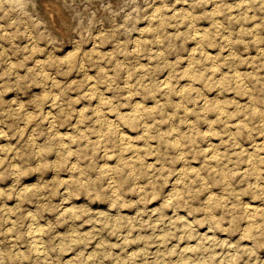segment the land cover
Masks as SVG:
<instances>
[{
  "label": "rangeland",
  "instance_id": "374dc122",
  "mask_svg": "<svg viewBox=\"0 0 264 264\" xmlns=\"http://www.w3.org/2000/svg\"><path fill=\"white\" fill-rule=\"evenodd\" d=\"M183 1H185L184 4ZM212 2L218 5L216 6ZM57 4L58 6H56ZM90 4L85 1L77 3L73 0H0V252L2 251L0 263L40 264L41 262L43 264H64L68 261L69 263L66 264H163L162 262L165 261L164 264H182L186 261L185 264H188V261H191L189 264H208L209 261L207 262V260L211 259L212 261L210 260L209 264H263L264 225L262 224L264 223L262 222L264 221H262V218L264 215L261 214L264 213V204L262 203L264 202V136L262 135L264 133V55H262V53L264 54V0L262 2L261 0H216V2L215 0H98L95 6ZM185 4L188 6L186 7ZM212 8L214 11H212ZM186 10L192 13L190 14L192 17L188 16ZM51 11L53 12L51 13ZM207 11L209 12L207 13ZM211 11L214 16L211 15ZM57 14L62 17L61 24L55 18ZM50 15L51 17H49ZM217 15H220V17H216ZM52 17L53 21L51 20ZM186 17L190 19H185ZM188 20L193 22L188 23ZM189 25H193L190 26L193 28L188 27ZM195 27L198 30L194 29ZM193 29L196 31L193 32ZM59 30H62L63 33ZM199 33V36L202 34L204 37L201 36L199 39L197 38L199 36L194 37ZM254 37L256 41H254ZM228 46L230 52L233 51L234 53L228 52ZM91 47L95 48H92V50ZM196 47L197 49H195ZM208 48L211 50L209 51ZM86 49L91 51L87 52ZM74 50L76 51L73 52ZM196 50H203V52H197ZM192 52L193 55H189ZM77 53L78 57L75 55ZM89 53L91 54L89 55ZM63 56L68 61L65 62ZM205 56L207 58H204ZM208 58L210 63L214 60L212 62L214 64L211 63L210 65ZM41 59H44L45 66H43ZM36 60L41 63L38 62L37 64ZM188 60L190 61L188 62ZM199 61L200 63H198ZM72 66L73 68H71ZM80 66L84 68L82 69ZM207 68L212 70H206ZM231 70L234 75L230 72ZM235 70H239V73L235 74L237 73ZM42 76L44 77L42 78ZM201 76L203 77L200 78ZM237 76L238 78H236ZM241 76L242 79L239 78ZM234 77L236 80H234ZM182 78L184 81H182ZM187 78L190 82L187 81ZM193 79L194 82H191ZM197 79L200 80L197 81ZM92 84L95 88L92 87ZM166 84L170 88L164 86ZM184 84L187 89L184 88L183 90L181 88L184 87ZM242 84L243 86H241ZM245 85L247 86L244 88ZM97 87L102 93L96 91L98 90ZM190 88H192L191 91ZM94 89L96 90L94 91ZM45 90H49V92ZM178 91H181L183 96ZM205 91H209L210 94L208 95L207 92L208 96L204 95V93L206 94ZM172 92L176 93L173 94ZM42 93H45V96L46 93L47 95L48 93L52 94L45 97ZM94 93L95 95H92ZM200 93L201 95H199ZM187 95H189V98L191 97V100L187 98ZM250 95L252 96L249 97ZM101 96L106 99H102ZM42 97L43 101L40 99ZM107 98H110L111 101ZM210 98H214V100ZM169 99L171 100L168 101ZM218 99H221V102ZM38 101L41 102L38 103ZM250 101L251 103L253 101L254 107L253 104L249 103ZM133 104L139 106L136 107L137 110L133 108L135 107ZM182 104H187V107L182 106ZM113 105H116V108ZM139 108L142 110L140 111ZM255 108L257 109L254 110ZM108 109L110 113H108ZM144 109L148 112L145 113ZM219 109L222 110L221 114H218ZM258 111H260L259 115L256 114ZM223 112L227 115V119ZM96 113H100L103 117ZM126 113L127 115H125ZM130 115L131 117H129ZM112 116L118 119L114 120ZM26 117L27 119H25ZM123 117L126 119H123ZM106 118L108 121H106ZM103 119L105 120L103 121ZM47 120L49 123L46 122ZM225 122L228 123L226 127L224 126ZM99 123L101 124L99 125ZM113 124L114 126H112ZM141 124H145L147 127ZM131 125L134 128L130 127ZM229 125H232L234 129ZM76 127L78 131L81 130L83 133L78 132ZM96 127L97 130H95ZM110 128L115 129L113 131ZM117 130L120 135H118ZM53 131L56 133H53ZM178 132H181L180 136ZM231 132L234 133L232 134L233 137L229 135ZM84 133L87 134L84 135ZM52 137L54 142H52ZM188 137L192 138L189 139ZM30 138L34 139L35 143ZM55 138L58 140L55 141ZM179 140L181 143L178 142ZM59 141L63 144L61 145ZM114 142H116V145ZM122 142L124 145H121ZM212 142H217V144L214 145L215 143ZM254 142L257 143V146L254 145ZM177 143L180 144L177 145ZM167 144L170 146L168 147ZM51 146H55L53 150ZM121 146L123 150L120 149ZM49 147L51 148L49 149ZM201 147L202 150L200 151ZM245 147L247 150L251 148L248 150L249 152L244 149ZM207 148L211 153L208 152ZM65 149L66 152H64ZM71 149L74 152H71ZM134 150L140 153L138 154ZM255 152H258V154ZM242 154L245 155L241 156ZM247 154H251L250 158ZM218 156L220 161L217 158ZM251 157H254L255 162ZM216 158L217 160L214 162ZM73 159L75 160L73 161ZM127 160L134 165V168ZM208 162H210V166ZM42 163H45L44 166ZM102 165L103 167H101ZM42 166L45 169H42ZM79 166L80 169H78ZM129 166H132V169ZM245 166H247V169ZM253 166H255L254 169ZM123 167L125 168L123 169ZM194 167L196 168V174L193 175L192 173H195L192 171ZM103 168L105 169L102 170ZM121 169L124 171L122 172L123 175ZM134 169L137 173L132 171ZM225 169L226 171H224ZM256 169L258 174L257 172L253 173ZM109 170L113 172H109ZM182 171L187 174L183 175ZM188 171L191 172V176H189ZM198 171L199 173H197ZM222 173L226 176L221 175ZM196 176L198 177L196 178ZM260 176L262 177L260 178ZM76 177L78 180H75ZM100 177L102 179H99ZM199 177L201 179H198ZM112 178L116 182L115 180L113 182ZM204 179L207 180V188L205 182H203ZM60 180H62L61 182L64 181V184ZM225 181H228L229 184ZM77 183L80 184L77 185ZM119 184L121 188L118 187ZM143 184L145 186H142ZM82 186L89 187L84 189ZM20 187L25 188H22V190ZM257 187H261V190ZM18 189H21L20 192ZM170 190L174 194L170 193ZM135 191L139 192L136 193ZM218 191L221 193L219 194ZM253 191H256V194ZM96 192L97 194H95ZM98 192L100 193L98 194ZM233 193L234 195H232ZM262 193L263 195H261ZM161 194L162 196H160ZM177 196H179V199H177ZM180 196L183 198H180ZM141 197L142 201H137L138 199L141 200ZM205 197H208V200ZM261 197L263 198L260 199ZM204 200L207 201L206 204ZM175 202L177 203L176 206L171 204ZM199 205H203L202 208ZM220 206H225V208ZM196 207H200L198 209L202 210L199 211ZM68 209L70 212L73 211L74 214L73 212L70 214ZM214 210L219 215L218 218ZM218 212L221 214H218ZM223 212L225 213L223 214ZM245 213L244 217L242 214ZM212 214L215 216L214 218ZM254 214L257 216L255 215V217ZM32 215L35 218L33 220ZM204 215L208 218L206 219ZM181 216L184 218V223ZM233 217L237 218V221ZM248 217L252 219L249 220ZM241 219L243 220L241 221ZM259 220L262 221L261 224ZM34 221L36 223H33ZM188 222L192 225L189 226ZM216 222L218 228L212 227ZM31 224L34 228H31ZM245 226L246 229L243 230ZM254 226L258 228L256 229ZM187 227L190 229L193 227L194 232ZM29 228H31V232ZM34 233L36 237L33 235ZM69 236H71V239ZM210 237L212 238L210 239ZM68 238L70 241L67 240ZM74 240L76 241L73 243ZM29 241L32 242V246ZM254 242L255 244H253ZM258 244L260 245L258 246ZM184 245L187 247H184ZM256 246L258 247L256 248ZM38 248H40L39 251ZM173 248L176 249L174 250L177 253L174 250L172 251ZM181 248L183 250L187 248L188 251L187 249L183 251ZM40 251L41 256L39 255ZM43 251L44 253L46 251V253L44 254ZM7 252H9L8 257ZM33 252L38 254L39 257L33 255ZM186 252L188 253L186 254ZM89 253L92 254L89 255ZM203 253L206 256L208 255V259ZM164 254L166 257L163 256ZM196 254L198 257L195 256ZM183 255L185 256L183 257ZM186 255L189 257L187 258ZM76 256L78 257L76 258ZM40 258L46 260L42 262L43 260L40 261ZM226 258L228 260L230 258L231 263ZM70 259L72 263H70ZM195 259L197 262H195ZM8 260L11 262H7ZM87 260L92 262H87Z\"/></svg>",
  "mask_w": 264,
  "mask_h": 264
},
{
  "label": "bare ground",
  "instance_id": "6f19581e",
  "mask_svg": "<svg viewBox=\"0 0 264 264\" xmlns=\"http://www.w3.org/2000/svg\"><path fill=\"white\" fill-rule=\"evenodd\" d=\"M73 1H75V0H73ZM82 1H85L86 3H89V4L91 3L90 5L93 4V5L95 6V4H96V2H97L98 0H79V1H77V3L82 2ZM40 2H43V1H40ZM75 2H76V1H75ZM215 2H216V0H215ZM255 2H256V1H255ZM258 2H259V1H258ZM261 2H262V0H261ZM182 3L184 4L185 1H183ZM187 3H188V2H187ZM212 3H214V2H212ZM82 4H83V3H82ZM214 4H215V3H214ZM52 5H53V4H52ZM54 5H55V4H54ZM180 5H181V4H180ZM185 5H186V4H185ZM215 5H216V4H215ZM217 5H218V4H217ZM217 5H216V6H217ZM44 6H46V5H44ZM56 6H58V4H57ZM187 6H188V5H186V7H187ZM212 6H213V5H212ZM49 8H50V6H49ZM174 8H175V7H174ZM215 8H216V7H215ZM50 9H51V8H50ZM52 10H53V9H52ZM172 10H173V9H172ZM175 10H177V9H175ZM181 10H182V9H181ZM187 10H188V9H187ZM187 10H186V11H187ZM207 10H208V9H207ZM53 11H54V10H53ZM53 11H51V13H52ZM57 11H58V10H57ZM59 11H60V10H59ZM179 11H180V10H179ZM209 11H210V10H209ZM209 11H207V13H208ZM212 11H214L213 8H212ZM212 11H211V13H212L211 15L214 16ZM39 12H40V11H39ZM46 12L48 13V10H47ZM61 12H62V11H61ZM187 12H188L187 14H189L188 16H191L190 14H192V13H190L189 11H187ZM174 13H175V12H174ZM179 13H180V12H179ZM185 13H186V12H185ZM214 13H215V12H214ZM156 14H157V13H156ZM156 14H155V15H156ZM158 14H159V13H158ZM172 14H173V13H172ZM204 14H206V13H204ZM216 14H217V13H216ZM51 15H52V14H51ZM51 15H50L49 17H51ZM54 15H55V13H54ZM152 15H153V14H152ZM152 15H151V16H152ZM159 15H160V14H159ZM157 16H158V15H157ZM161 16H163V15H161ZM173 16H174V14H173ZM212 16H211V17H212ZM53 17H55V16H53ZM53 17H52V19H51L52 21H53ZM170 17H171V16H170ZM178 17H179V16H178ZM182 17H183V16H182ZM191 17H192V16H191ZM193 17H194V16H193ZM216 17H220V15H219V16L217 15ZM55 18H57V20H59V23H60V21L62 20V17H61V15H59V14H57ZM63 18H64V16H63ZM155 18H156V17H155ZM162 18H163V17H162ZM175 18H176V17H175ZM187 18H188V17H186L185 19H187ZM67 19H68V18H67ZM150 19H151V18H150ZM157 19H158V18H157ZM157 19H156V20H157ZM159 19L161 20V18H159ZM188 19H190V18H188ZM219 19H220V18H219ZM219 19H218V23H219ZM193 20H194V18H193ZM181 21H182V20H181ZM183 21H184V20H183ZM188 21H189V20H188ZM214 21H215V19H214ZM191 22H193V21L190 20L188 23H191ZM252 22H253V21H252ZM57 23H58V21H57ZM162 23H163V22H162ZM162 23H161V24H162ZM216 23H217V22H216ZM218 23H217V24H218ZM60 24H61V23H60ZM144 24H145V23H144ZM193 24H194V23H193ZM211 24H212V22H211ZM211 24H209V25L212 26ZM213 24H214V23H213ZM250 24H251V23H250ZM54 25H55V24H54ZM55 26H56V25H55ZM61 26H62V25H61ZM61 26H59V27H61ZM190 26H193V25H189L188 27H190ZM194 26H195V25H194ZM210 26H209V27H210ZM55 28H57V27H55ZM190 28H193V27H190ZM190 28H189V29H190ZM62 29H63V28H62ZM194 29H196V27H195ZM194 29H193V32L196 31V30H198V28H197L196 30H194ZM155 30H156V29H155ZM239 30H240V29H239ZM239 30H237V31H239ZM59 31H62V30H59ZM201 31H202V30H201ZM201 31H200V32H201ZM155 32H156V31H155ZM157 32H158V31H157ZM157 32H156V33H157ZM204 32H205V31H204ZM62 33H63V31H62ZM201 33H202V32H201ZM191 34H192V33H191ZM196 34H197V32H196ZM203 34H204V33H203ZM251 34H252V33H251ZM194 35H195V34H194ZM199 35H200V33H199L198 35H195L194 37H197V36H199ZM253 35H254V34H253ZM201 36H203V35L201 34ZM201 36H199V37H197V38L199 39ZM94 37H95V36H94ZM191 37H193V36H191ZM203 37H204V36H203ZM254 38H255V37H254ZM192 39H193V38H192ZM194 39H195V38H194ZM226 39H228V38H226ZM101 40H102V39H101ZM194 41H195V40H194ZM194 41H193V42H194ZM254 41H256V38H255ZM93 42H95V41H93ZM197 42H198V41H197ZM75 44H76V43H75ZM77 44H79V43H77ZM80 44H81V43H80ZM135 44H136V43H135ZM199 44H200V43H199ZM92 45H95V44H92ZM137 45H138V44H137ZM196 45H197V44H196ZM196 45H194V46H196ZM228 45H230V44L228 43ZM155 46H156V45H155ZM197 46H199V45H197ZM76 47H77V46H76ZM79 47H81V46H79ZM199 47H201V46H199ZM92 48H93V47H91V49H92ZM94 48H95V47H94ZM94 48H93V49H94ZM203 48H204V47H203ZM216 48H217V47H216ZM218 48H219V47H218ZM228 48H229V46H228ZM228 48H226V49L228 50ZM32 49H33V47H32ZM93 49H92V50H93ZM195 49H197V47H196ZM195 49H194V50H195ZM198 49H199V48H198ZM208 49H209V48H208ZM76 50H78V49H76ZM76 50H74L73 52H75ZM86 50H87V49H86ZM161 50H162V49H161ZM199 50H200V49H199ZM199 50H198V51H199ZM204 50H205V48H204ZM210 50H211V49H209V51H210ZM220 50H221V49H220ZM220 50H219V51H220ZM71 51H72V50H71ZM88 51H89V49L87 50V52H88ZM90 51H91V50H90ZM90 51H89V52H90ZM97 51H98V49H97ZM191 51H193V50H191ZM196 51H197V50H196ZM198 51H197V52H198ZM213 51H214V50H213ZM216 51H217V50H216ZM84 52H85V51H84ZM187 52H188V51H187ZM199 52L202 53L203 50H201V51H199ZM228 52H229V53H232L233 51L230 52V48H229V51H228ZM255 52H256V51H255ZM101 53H102V52H101ZM164 53H165V52H164ZM190 53H191V52H190ZM208 53H209V52H208ZM229 53H228V54H229ZM233 53H234V52H233ZM83 54H84V53H83ZM90 54H91V53H89V55H90ZM94 54H95V52H94ZM96 54H97V53H96ZM215 54H216V53H215ZM215 54H214V55H215ZM226 54H227V53H226ZM69 55H70V53H69ZM72 55H73V54H72ZM75 55H77V57H78V53L75 54ZM75 55H74V56H75ZM79 55H81V54H79ZM86 55H87V54H86ZM189 55H193V52H192V54H189ZM198 55L200 56V54H198ZM202 55L204 56V53H203ZM234 55H235V54H234ZM260 55H261V54H260ZM262 55H264V54L262 53ZM39 56H40V55H39ZM47 56H49V55H47ZM65 56H66V55H65ZM65 56H63L64 59L66 58ZM92 56H93V55H92ZM99 56H100V53H99ZM99 56H98V57H99ZM194 56H195V54H194ZM203 56H201V57H203ZM229 56H231V55H229ZM63 57H62V59H63ZM77 57H76V58H77ZM215 57H216V56H215ZM226 57H227V56H226ZM226 57H225V58H226ZM249 57H250V56H249ZM263 57H264V56H263ZM263 57H262V58H263ZM35 58H36V57H35ZM38 58H39V57H38ZM46 58H47V57H46ZM72 58L74 59V57H72ZM79 58H80V56H79ZM189 58H190V57H189ZM189 58H188V59H189ZM191 58L195 59L194 57H191ZM204 58H207V57L205 56ZM33 59H34V58H33ZM39 59H40V58H39ZM47 59H48V58H47ZM59 59H60V58H59ZM62 59H60V60H62ZM66 59H67V58H66ZM66 59H65V62L68 61V60H66ZM68 59H69V58H68ZM73 59H71V60H73ZM96 59H99V58H96ZM215 59H216V58H215ZM232 59H233V58H232ZM263 59H264V58H263ZM41 60H42V59H41ZM71 60H70V61H71ZM190 60H192V59H190ZM190 60H188V62H189ZM201 60H202V59H201ZM205 60H206V59H205ZM210 60H212V59H210ZM230 60H231V59H230ZM251 60H252V59H251ZM36 61H37V60H36ZM70 61H69V62H70ZM74 61H75V59H74ZM203 61H204V60H203ZM208 61H209V58H208ZM249 61H250V60H249ZM38 62H40V61H37V64H38ZM41 62L43 63V62H44V59H43ZM41 62H40V63H41ZM45 62H46V61H45ZM69 62H68V65H69ZM78 62H79V61H78ZM193 62H195V61L193 60ZM196 62H197V61H196ZM212 62H214V60L211 61V63H212ZM48 63H49V62H48ZM181 63H182V62H181ZM198 63H200V61H199ZM202 63H203V62H202ZM206 63H207V62H206ZM209 63H210V61H209ZM211 63H210V65H211ZM226 63H227V62H226ZM35 64H36V63H35ZM37 64H36V65H37ZM43 64H44V63H43ZM66 64H67V63H66ZM70 64H71V63H70ZM75 64H76V63H75ZM75 64H73V65H75ZM212 64H214V63H212ZM216 64H217V62H216ZM216 64H215V65H216ZM261 64H262V63H261ZM45 65H46V64H44L43 66H45ZM191 65H192V62H191ZM203 65H204V64H203ZM38 66H39V65H38ZM38 66H37V67H38ZM70 66H71V65H70ZM185 66H186V65H185ZM185 66H184V67H185ZM188 66H189V65H188ZM207 66H208V65H207ZM212 66H213V65H212ZM216 66H217V65H216ZM235 66H236V65H235ZM235 66H234V67H235ZM77 67H78V66H77ZM80 67H81V66H80ZM80 67H79V68H80ZM189 67H193V66H189ZM232 67H233V66H232ZM39 68H41V67L39 66ZM42 68H43V67H42ZM71 68H73V66H72ZM81 68L83 69L84 67H81ZM100 68H101V66H100ZM214 68H215V67H214ZM236 68H237V67H236ZM77 69H78V68H77ZM185 69H186V67H185ZM216 69H217V68H216ZM39 70H40V69H39ZM44 70H45V69H44ZM99 70H101V69H99ZM206 70H209V71H210V70H212V69H210V68L208 69V68H207ZM80 71H83V70H80ZM186 71H187V70H186ZM196 71H197V70H196ZM235 71H237V73L234 72L235 74H238V73H239V72H238L239 70H235ZM193 72H194V71H193ZM205 72H206V71H205ZM213 72H214V71H213ZM220 72H222V71H220ZM230 72H232V75H234L232 70H231ZM185 73H186V72H185ZM185 73H184V75H185ZM187 73H189V72H187ZM44 74H45V73H44ZM82 74H83V73H82ZM194 74H195V73H194ZM222 74H223V73H222ZM222 74H221V75H222ZM224 74H225V73H224ZM53 75H54V74H53ZM86 75H87V74H86ZM187 75H188V74H187ZM191 75H192V72H191ZM202 75H203V74H202ZM204 75H206V74H204ZM211 75H212V74H211ZM221 75H220V76H221ZM239 75H240V74H239ZM239 75H238V76H239ZM214 76H215V74H214ZM218 76H219V75H218ZM235 76H236V75H235ZM238 76H237L236 78H238ZM43 77H44V76H42V78H43ZM46 77H48V75H46ZM167 77H168V76H167ZM167 77H165V78H167ZM182 77H183V76H182ZM186 77H187V76H186ZM186 77H185V78H186ZM188 77H189V76H188ZM197 77H198V76H197ZM202 77H203V76H201L200 78H202ZM50 78H51V77H50ZM85 78H86V77H85ZM165 78H164V79H165ZM189 78H190V77H189ZM193 78H194V75H193ZM208 78H209V77H208ZM234 78H235V77H234ZM236 78H235L234 80H236ZM239 78L242 79L243 77L241 76V77H239ZM39 79H40V78H39ZM45 79H46V78H45ZM88 79H90V78L88 77ZM170 79H171V78H170ZM182 79H183V78H182ZM222 79H223V77L221 78V80H222ZM241 79H239V80H241ZM254 79H255V78H254ZM41 80H42V79H41ZM56 80H57V79H56ZM92 80H93V79H92ZM198 80H200V79H197V81H198ZM221 80L219 79V81H221ZM44 81H45V80H44ZM50 81H51V80H50ZM50 81H49V82H50ZM90 81H91V80H90ZM160 81H161V80H160ZM162 81H163V80H162ZM162 81H161V82H162ZM182 81H184V79H183ZM187 81H189L188 78H187ZM242 81H243V80H242ZM45 82H46V81H45ZM45 82H43V83L45 84ZM51 82H52V81H51ZM92 82H94V81H92ZM125 82H126V81H125ZM163 82H164V81H163ZM167 82H168V81H167ZM189 82H190V81H189ZM191 82H194V79H193V81H191ZM200 82H201V81H200ZM202 82H203V81H202ZM40 83H41V82H40ZM43 83H42V84H43ZM54 83H55V81H54ZM94 83H96V82H94ZM127 83H128V82H127ZM164 83H165V82H164ZM214 83H215V82H214ZM223 83H224V82H223ZM245 83H246V81L244 82V84H245ZM49 84H50V83H49ZM207 84H208V83H207ZM212 84H213V83H212ZM218 84H219V82H218ZM87 85H88V84H87ZM90 85H91V84H90ZM90 85H89V86H90ZM92 85H93V84H92ZM160 85H161V84H160ZM160 85H159V86H160ZM186 85H187V83H186ZM239 85H240V84H239ZM54 86L56 87V85H54ZM54 86H53V88H54ZM150 86H151V85H150ZM164 86H166L167 88L169 87V85L167 86V84L164 85ZM182 86H183V85H182ZM204 86H205V85H204ZM210 86H211V85H210ZM210 86H209V87H210ZM241 86H243V84H242ZM246 86H247V85H245L244 88H245ZM42 87H43V86H42ZM92 87H94V85H93ZM161 87H162V86H161ZM187 87H188V85H187ZM40 88H41V87H40ZM43 88H44V87H43ZM51 88H52V87H51ZM94 88H95V87H94ZM97 88H98V87H97ZM157 88H158V87H157ZM157 88H154V89H157ZM163 88H164V87H163ZM167 88H166V89H167ZM169 88H170V87H169ZM180 88H181V87H180ZM184 88H186V87H185V84H184V87H182L181 89L184 90ZM220 88H221V86H220ZM241 88H242V87H241ZM91 89H92V88H91ZM154 89H153V90H154ZM158 89H159V88H158ZM161 89H162V88H161ZM186 89H187V88H186ZM191 89H192V88H190V91H191ZM250 89H251V86H250ZM42 90H43V89H42ZM95 90H96V89H94V91H95ZM132 90H133V89H132ZM147 90H148V89H147ZM151 90H152V89H151ZM163 90H164V89H163ZM174 90H175V89H174ZM197 90H198V88H197ZM197 90H196V91H197ZM200 90L202 91V89H200ZM200 90H199V92H201ZM211 90H215V89H211ZM211 90H210V91H211ZM243 90H244V89H243ZM246 90H248V88H246ZM45 91H46V90H45ZM47 91L49 92V90H47ZM47 91H46V92H47ZM50 91H51V90H50ZM56 91H57V90H56ZM56 91H54V92H56ZM94 91H93V92H94ZM96 91L101 92V91L99 90V88H98V90H96ZM145 91H146V90H145ZM148 91H149V90H148ZM166 91H167V90H166ZM166 91H165V92H166ZM186 91H187V90H186ZM263 91H264V88H263ZM130 92H131V91H130ZM178 92H179V91H178ZM205 92H206V91H205ZM207 92H208V95H209L210 92H209V91H207ZM207 92H206V94L203 92L204 95H207ZM249 92H250V91H249ZM91 93H92V92H91ZM96 93H97V92H96ZM101 93H102V92H101ZM144 93H145V92H144ZM151 93H152V91H151ZM166 93H167V92H166ZM172 93H173V92H172ZM172 93H171V95H172ZM174 93H176V92H174ZM174 93H173V94H174ZM179 93L181 94V91H180ZM217 93H218V92H217ZM217 93H216V94H217ZM246 93H247V95H248V92H247V91H246ZM42 94H43V93H42ZM50 94H52V93H50ZM50 94L48 93L49 96H50ZM54 94H55V93H54ZM153 94H154V93H153ZM186 94H187V92H186ZM188 94H189V91H188ZM48 95H47V93H46V96H45V93L43 94V96H45V97H48ZM57 95H58V93H57ZM92 95H95V93L92 94ZM97 95H98V94H97ZM97 95H96V96H97ZM102 95H103V94H102ZM171 95H170V96H171ZM177 95H178V93L176 94V96H177ZM181 95L183 96V94H181ZM181 95H180V96H181ZM199 95H201V93H200ZM208 95H207V96H208ZM212 95H213V94H212ZM54 96H55V95H54ZM54 96H53V97H54ZM168 96H169V95H168ZM173 96H174V95H173ZM182 96H181V97H182ZM187 96H188V97H187ZM187 96H186V97L189 98V95H187ZM213 96H215V95H213ZM213 96H212V97H213ZM251 96H252V95H250L249 97H251ZM99 97H100V96H99ZM103 97H105V96H103ZM202 97H203V96H202ZM204 97H205V96H204ZM249 97H248V98H249ZM50 98H51V97H50ZM57 98H58V97H57ZM96 98H97V97H96ZM101 98H102V96H101ZM170 98H171V97H170ZM182 98H183V97H182ZM208 98H209V97H208ZM214 98H215V97H214ZM214 98H213V99L210 98V99H211V100H214ZM219 98H220V97H219ZM40 99L42 100L43 97L40 98ZM102 99H106V98H102ZM107 99H109V100L111 101L110 98H107ZM127 99H128V98H127ZM131 99H132V97H131ZM165 99H166V98H165ZM189 99L191 100V97H190ZM259 99H260V98H259ZM43 100H44V99H43ZM43 100H42V101H43ZM46 100H47V99H46ZM48 100H49V98H48ZM60 100H61V99H60ZM95 100H96V99H95ZM99 100L101 101L100 98H99ZM134 100H135V99H134ZM134 100H133V101H134ZM170 100H171V99H169L168 101H170ZM180 100H181V99H180ZM182 100H183V99H182ZM186 100H188V99H186ZM206 100H208V99H206ZM220 100H221V99H220ZM220 100L218 99V101H220ZM253 100H254V97H253ZM256 100H257V99H256ZM49 101H50V100H49ZM54 101H55V100H54ZM54 101H53V102H54ZM56 101H57V100H56ZM56 101H55V102H56ZM100 101H99V102H100ZM102 101H103V100H102ZM128 101H129V100H128ZM130 101H131V100H130ZM130 101H129V102H130ZM135 101H136V100H135ZM166 101H167V100H166ZM192 101H193V100H192ZM203 101H204V99H203ZM216 101H217V100L215 99V102H216ZM258 101H259V100H258ZM40 102H41V101H38V103H40ZM57 102H58V101H57ZM103 102H105V101H103ZM173 102H174V101H173ZM175 102H176V101H175ZM182 102H183V101H182ZM182 102H181V103H182ZM206 102H207V101H206ZM211 102H212V101H211ZM220 102H221V101H220ZM220 102H219V103H220ZM245 102H246V101H245ZM43 103L45 104V102H43ZM51 103H52V102H51ZM90 103H91V102H90ZM95 103H96V102H95ZM100 103H102V102H100ZM111 103H112V102H111ZM113 103H114V102H113ZM135 103L137 104V102H135ZM139 103H140V102H139ZM139 103H138V104H139ZM198 103H199V102H198ZM200 103H201V102H200ZM204 103H205V102H204ZM249 103H251V101H250ZM41 104H42V103H41ZM52 104H53V103H52ZM57 104H58V103H57ZM57 104H56V105H57ZM103 104H104V103H103ZM130 104H132V103H130ZM162 104H163V103H162ZM167 104H168V103H167ZM167 104H166V105H167ZM169 104H170V103H169ZM176 104H178V103H176ZM217 104H218V102H217ZM217 104H216V105H217ZM251 104H253V101H252ZM38 105H39V104H38ZM45 105H46V104H45ZM50 105H51V104H50ZM95 105H96V104H95ZM99 105H100V104H99ZM99 105H98V106H99ZM107 105H109V104H107ZM133 105H134V104H133ZM164 105H165V104H164ZM186 105H187V104H186ZM186 105H185V104H184V105L182 104V106H186ZM214 105H215V104H214ZM220 105H221V103H220ZM220 105H218V107H220ZM255 105H256V103H255ZM41 106H42V105H41ZM43 106H44V105H43ZM100 106H101V105H100ZM113 106H114V105H113ZM115 106H116V105H115ZM115 106H114V107H115ZM134 106H135V107H133V108H135V109L137 110L136 107H137L138 105H137V106L134 105ZM168 106H170V105H168ZM174 106H175V104H174ZM200 106H202V105H200ZM205 106H206V105H205ZM77 107H78V106H77ZM94 107H95V106H94ZM138 107H139V106H138ZM140 107H141V106H140ZM176 107H178V106H176ZM176 107H175V108H176ZM186 107H187V106H186ZM214 107H217V106H214ZM214 107H213V108H214ZM253 107H254V104H253ZM256 107H257V106H256ZM23 108H24V107H23ZM44 108H45V106H44ZM47 108H48V107H47ZM51 108H53V107H51ZM95 108H98V107H95ZM106 108H107V106H106ZM115 108H116V107H115ZM117 108H118V107H117ZM127 108H128V107H127ZM181 108H182V107H181ZM221 108H222V106H221ZM223 108H224V107H223ZM81 109H82V108H81ZM100 109H101V108H100ZM113 109H114V108H113ZM185 109H188V108H185ZM202 109H203V108H202ZM202 109H201V110H202ZM209 109H210V108H209ZM211 109H212V108H211ZM256 109H257V108H255L254 110H256ZM51 110H52V109H51ZM79 110H80V109H79ZM92 110H93V109H92ZM101 110H102V109H101ZM101 110H100V111H101ZM111 110H112V109H111ZM111 110H110V111H111ZM115 110H116V109H115ZM133 110H134V109H133ZM136 110H134V111L136 112ZM139 110H140V108H139ZM141 110H142V109H141ZM141 110H140V111H141ZM144 110H145V109H144ZM182 110H183V109H182ZM204 110H205V109H204ZM212 110H213V109H212ZM219 110H220V109H219ZM219 110H218V111H219ZM263 110H264V109H263ZM97 111H98V109H97ZM107 111H108V113H110V112H109V109H108ZM107 111H106V112H107ZM127 111H128V110H127ZM145 111H146V110H145ZM213 111H214V110H213ZM221 111H222V110H220V111L218 112V114H219ZM98 112H99V111H98ZM102 112H104V111H102ZM120 112H122V111H120ZM131 112H132V111H131ZM147 112H148V111H146L145 113H147ZM149 112H150V111H149ZM255 112H256V111H255ZM259 112H260V111H258V113H256V114L259 115V114H260ZM48 113H49V112H48ZM93 113H94V112H93ZM115 113H116V112H115ZM127 113H128V112H127ZM127 113H126L125 115H127ZM223 113H224V112H223ZM253 113H254V112H253ZM26 114H27V113H26ZM76 114H77V113H76ZM96 114H97V113H96ZM98 114L101 115L100 113H98ZM98 114H97V115H98ZM121 114H123V113H121ZM121 114H120V115H121ZM129 114H130V112H129ZM131 114H132V113H131ZM220 114H221V113H220ZM224 114H225V113H224ZM239 114L241 115L242 113H239ZM261 114H262V113H261ZM79 115H80V111H79ZM92 115H93V114H92ZM97 115H96V116H97ZM107 115H108V114H107ZM113 115H114V114H113ZM117 115H119V114H117ZM225 115H226V114H225ZM240 115H239V116H240ZM101 116H102V115H101ZM104 116H105V115H104ZM123 116H124V114H123ZM135 116H136V115H135ZM135 116H134V118H135ZM137 116H139V115H137ZM140 116H141V115H140ZM221 116H222V115H221ZM223 116H224V115H223ZM223 116H222V117H223ZM241 116H244V115L242 114ZM241 116H240V117H241ZM48 117H49V116H48ZM78 117H80V116H78ZM93 117H94V116H93ZM93 117H92V118H93ZM102 117H103V116H102ZM110 117H111V116H110ZM112 117H113V116H112ZM129 117H131V115H130ZM225 117H226V119H227V115H226ZM81 118H82V117H81ZM94 118H95V117H94ZM98 118H99V116H98ZM108 118H109V117H108ZM113 118H114V117H113ZM120 118H121V116H120ZM139 118H140V117H139ZM241 118H242V117H241ZM25 119H27V117H26ZM29 119H30V118H29ZM75 119H76V118H75ZM82 119H83V118H82ZM96 119H97V118H96ZM99 119H100V118H99ZM117 119H118V118H117ZM117 119L114 118V120H117ZM123 119H126V118L123 117ZM123 119H122V121H123ZM128 119H130V118H128ZM223 119H224V118H223ZM30 120H31V119H30ZM30 120H29V121H30ZM49 120H50V119H49ZM101 120H102V119H101ZM104 120H105V119H103V121H104ZM119 120H120V119H119ZM133 120H134V119H133ZM143 120H145V119L143 118ZM224 120H225V119H224ZM242 120H244V119H242ZM261 120H262V118H261ZM263 120H264V119H263ZM26 121H28V120H26ZM75 121H76V120H75ZM99 121H100V120H99ZM106 121H108L107 118H106ZM126 121H127V120H126ZM137 121H138V119H137ZM248 121H249V120H248ZM248 121H247V122H248ZM30 122H31V121H30ZM30 122H29V124H30ZM46 122H48V120H47ZM53 122H54V121H53ZM100 122H101V121H100ZM113 122H114V121H113ZM113 122H112V123H113ZM133 122H134V121H133ZM143 122H144V121H143ZM227 122H228V121H227ZM227 122H225V123H226V124L224 125L225 127H226V125H228ZM229 122H230V120H229ZM234 122H235V121H234ZM234 122H233V123H234ZM261 122H262V121H261ZM27 123H28V122H27ZM48 123H49V122H48ZM97 123H98V121H97ZM112 123H111V124H112ZM124 123H125V121H124ZM137 123H139V122H137ZM145 123H146V122H145ZM25 124H26V123H25ZM29 124H28V125H29ZM100 124H101V123H99V125H100ZM107 124H108V122H107ZM107 124H105V125H107ZM119 124H120V123H119ZM126 124H127V123H126ZM128 124H129V122H128ZM133 124H134V123H133ZM133 124H132V125H133ZM135 124H136V123H135ZM135 124H134V125H135ZM139 124H140V123H139ZM223 124H224V123H223ZM235 124H236V122H235ZM238 124H239V123H238ZM28 125H26V126L28 127ZM115 125H116V124H115ZM132 125H131L130 127H133ZM141 125L144 126L145 124H141ZM239 125H240V124H239ZM26 126H25V127H26ZM29 126H30V125H29ZM48 126H49V125H48ZM48 126H47V127H48ZM54 126H56V125L54 124ZM77 126H78V125H77ZM112 126H114V124H113ZM137 126H138V125H137ZM145 126H146V125H145ZM168 126H169V125H168ZM229 126L232 127V125H229ZM229 126H227V127H229ZM241 126H242V125H241ZM243 126H244V125H243ZM245 126H246V125H245ZM260 126H261V123H260ZM263 126H264V125H263ZM50 127H51V126H50ZM74 127H75V126H74ZM94 127H95V126H94ZM107 127H109V126H107ZM141 127H142V126H141ZM146 127H147V126H146ZM234 127H235V126H234ZM237 127L240 128L239 126H237ZM28 128H29V127H28ZM54 128H55V127H54ZM54 128H53V129H54ZM76 128H77V127H76ZM98 128H100V127H98ZM133 128H134V127H133ZM137 128H138V127H137ZM144 128H145V127H144ZM171 128H173V127H171ZM229 128H230V127H229ZM232 128H233V127H232ZM81 129H82V128H81ZM110 129H112V128H110ZM110 129H108V130H110ZM113 129H115V128H113ZM113 129H112V130H113ZM142 129H143V127H142ZM148 129H149V128H148ZM233 129H234V128H233ZM263 129H264V128H263ZM79 130H80V129H79ZM93 130H94V129H93ZM95 130H97V127H96ZM101 130H102V127H101ZM143 130H144V129H143ZM145 130H146V129H145ZM170 130H171V129H170ZM173 130H174V129H173ZM77 131H78V128H77ZM80 131H81V130H80ZM80 131H78V132H80ZM113 131H114V130H113ZM140 131H141V130H140ZM175 131H176V129H175ZM197 131H198V130H197ZM200 131H201V130H200ZM223 131H224V130H223ZM239 131H240V130H239ZM26 132H27V131H26ZM50 132H51V129H50ZM81 132H82V131H81ZM84 132H85V131H84ZM117 132H118V130H117ZM171 132H172V131H171ZM176 132H177V131H176ZM229 132H230V131H229ZM22 133H23V131H22ZM30 133H31V132H30ZM30 133H28V134H30ZM53 133H56V132L53 131ZM82 133H83V132H82ZM97 133H98V132H97ZM107 133H109V132H107ZM112 133H113V132H112ZM119 133H120V132H118V135H120ZM126 133H127V132H126ZM141 133H142V132H141ZM180 133H181V132H180ZM180 133L178 132V135H179ZM200 133H201V132H200ZM237 133H240V132H237ZM28 134H27V135H28ZM49 134H50V133H49ZM60 134H61V133H60ZM77 134H78V133H77ZM80 134H81V133H80ZM85 134H87V133H84V135H85ZM100 134H102V133L100 132ZM128 134H130V133H128ZM128 134H127V135H128ZM159 134H160V133H159ZM164 134H165V133H164ZM174 134H175V132H174ZM196 134H197V133H196ZM232 134H234V133L231 132L229 135H230L231 137H233ZM78 135H79V134H78ZM97 135H98V134H97ZM141 135H143V134H141ZM165 135H166V134H165ZM178 135H177V136H178ZM192 135H193V134H192ZM199 135H201V134H199ZM203 135H204V134H203ZM205 135H206V133H205ZM262 135L264 136V133H263ZM28 136H29V135H28ZM51 136H52V135H51ZM114 136H115V135H114ZM167 136H169V135H167ZM179 136H180V135H179ZM182 136H184V135L182 134ZM186 136H188V135H186ZM206 136H207V135H206ZM206 136H205V137H206ZM218 136H219V135H218ZM225 136H227V135H225ZM79 137H80V136H79ZM82 137H83V136H82ZM95 137H96V136H95ZM115 137H116V136H115ZM121 137H123V136H121ZM121 137H120V138H121ZM143 137H144V136H143ZM172 137H173V136H172ZM193 137H194V136H193ZM198 137H199V136H198ZM202 137H203V136H202ZM220 137H221V136H220ZM231 137H230V139H231ZM27 138H28V137H27ZM65 138H66V137H65ZM69 138H70V137H69ZM113 138H114V137H113ZM127 138H128V137H127ZM144 138H145V137H144ZM167 138H168V137H167ZM184 138H185V137H184ZM188 138L190 139V138H192V137H188ZM188 138H187V139H188ZM195 138H196V137H195ZM199 138H200V137H199ZM209 138H210V136H209ZM223 138H224V137H223ZM239 138H240V137H239ZM252 138H253V137H252ZM262 138H263V137H262ZM30 139L32 140V138H30ZM52 139H53L52 142H54V138H53V137H52ZM97 139H98V138H97ZM130 139H131V138H130ZM174 139H175V138H174ZM213 139H214V137H213ZM213 139H212V140H213ZM218 139H219V138H218ZM232 139H233V138H232ZM263 139H264V138H263ZM33 140H34V139H33ZM33 140H32V141H33ZM57 140H58V139L55 138V141H57ZM113 140H114V139H113ZM115 140H116V139H115ZM117 140H118V137H117ZM125 140H126V139H125ZM157 140H158V139H157ZM163 140H164V139H163ZM168 140H170V139H168ZM172 140H173V139H172ZM177 140H178V139H177ZM183 140H184V139H183ZM191 140L193 141V139H191ZM194 140H196V139H194ZM221 140H222V138H221ZM223 140H224V139H223ZM251 140H252V139H251ZM66 141H67V140H66ZM120 141H121V140H120ZM131 141H132V140H131ZM135 141H136V140H135ZM161 141H162V140H161ZM161 141H160V142H161ZM170 141H171V140H170ZM173 141H174V140H173ZM203 141H205V140H203ZM234 141H236V140L234 139ZM237 141H238V140H237ZM253 141H254V140H253ZM29 142H30V140H29ZM33 142H34V141H33ZM137 142H138V141H137ZM162 142H163V141H162ZM168 142H169V141H168ZM174 142H175V141H174ZM178 142H180V140H179ZM189 142H190V141H189ZM210 142H211V141H210ZM221 142H222V141H221ZM262 142H263V141H262ZM262 142H260V143H262ZM34 143H35V142H34ZM59 143H60V141H59ZM115 143H116V142H114V144H115ZM135 143H136V142H135ZM165 143H166V142H165ZM169 143H171V142H169ZM175 143H176V142H175ZM180 143H181V142H180ZM180 143H177V145H179ZM193 143H194V142H193ZM199 143H200V142H199ZM207 143H208V141H207ZM212 143H213V142H212ZM214 143H215V142H214ZM214 143H213V144H214ZM53 144H54V143H53ZM53 144H52V145H53ZM60 144H61V143H60ZM62 144H63V142H62ZM62 144H61V145H62ZM127 144H128V143H127ZM196 144H197V143H196ZM196 144H195V145H196ZM202 144H203V143H202ZM204 144H205V142H204ZM208 144H209V143H208ZM210 144H211V143H210ZM213 144H212V146H213ZM216 144H217V142H216L214 145H216ZM256 144H257V143H256ZM256 144H255V142H254V145H256ZM57 145H58V144H57ZM69 145H70V144H69ZM115 145H116V144H115ZM121 145H124V143L122 142ZM135 145H136V144H135ZM172 145H173V144H172ZM183 145H184V144H183ZM30 146H31V145H30ZM47 146H48V145H47ZM58 146H59V145H58ZM58 146H57V147H58ZM70 146H71V145H70ZM125 146H126V145H125ZM129 146H132V145H129ZM167 146H168V144H167ZM169 146H170V145H169ZM169 146H168V147H169ZM210 146H211V145H210ZM256 146H257V145H256ZM256 146H255V147H256ZM263 146H264V144H263ZM35 147H36V146H35ZM51 147H52V146H51ZM51 147H49V149H50ZM53 147H55V146H53ZM53 147H52V150H53ZM63 147H65V146H63ZM67 147H68V146H67ZM118 147H119V146H118ZM173 147H174V146H173ZM173 147H172V148H173ZM175 147H176V144H175ZM180 147H181V146H180ZM208 147H209V145H208ZM41 148H43V147H41ZM47 148H48V147H47ZM65 148H66V147H65ZM70 148H71V147H70ZM121 148H122V146L120 147V149H121ZM127 148H128V147H127ZM132 148H133V147H132ZM132 148H131V149H132ZM166 148H167V147H166ZM181 148H182V147H181ZM199 148H200V147H199ZM38 149H39V148H38ZM54 149H55V148H54ZM137 149H138V148H137V146H136V150H137ZM170 149H171V148H170ZM207 149H208V148H207ZM207 149H204V150H207ZM217 149H218V148H217ZM244 149H246V147H245ZM249 149H251V148H249ZM249 149H248V150H249ZM253 149H254V148H253ZM258 149H259V148H258ZM36 150H37V149H36ZM42 150H43V149H42ZM60 150H62V149H60ZM63 150H64V149H63ZM71 150H72V149H71ZM122 150H123V148H122ZM136 150H134V151H136ZM178 150H179V148H178ZM183 150H184V149H183ZM183 150H182V151H183ZM201 150H202V147H201L200 151H201ZM211 150H212V149H211ZM236 150H237V149H236ZM246 150H247V149H246ZM246 150H245V151H246ZM248 150H247V151H248ZM32 151H33V150H32ZM34 151H35V150H34ZM39 151H40V150H39ZM49 151H50V150H49ZM120 151H121V150H120ZM127 151H129V150H127ZM138 151H139V150H138ZM197 151H199V150H197ZM243 151H244V150H243ZM43 152H45V151H43ZM56 152H57V151H56ZM58 152H59V149H58ZM61 152H63V151H61ZM64 152H66V149H65ZM71 152H74V151L72 150ZM130 152H131V151H130ZM180 152H181V151H180ZM208 152L211 153V152L209 151V149H208ZM208 152H206V153H208ZM216 152H217V150H216ZM237 152H238V151H237ZM237 152H236V153H237ZM241 152H242V151H241ZM248 152H249V151H248ZM253 152H254V151H253ZM258 152H259V151H258ZM258 152H255V153L258 154ZM36 153H38V152H36ZM136 153L139 154L140 152H137V151H136ZM171 153H173V152H171ZM171 153H170V154H171ZM174 153H175V152H174ZM178 153H179V152H178ZM209 153H208V154H209ZM212 153H213V152H212ZM214 153H215V152H214ZM217 153H218V152H217ZM221 153H222V152H221ZM251 153H252V152H251ZM38 154H39V153H38ZM40 154H41V152H40ZM42 154H43V153H42ZM128 154H129V153H128ZM130 154H131V153H130ZM134 154H135V152H134ZM176 154H177V152H176ZM181 154H182V153H181ZM203 154H204V152H203ZM67 155H68V154H67ZM72 155H74V154L72 153ZM105 155H106V154H105ZM182 155H183V154H182ZM213 155H214V154H213ZM215 155H218V154H215ZM243 155H245V154H242L241 156H243ZM247 155H248V154H247ZM250 155H251V154H250ZM250 155H248V157H249ZM254 155H255V154H254ZM39 156H40V155H39ZM69 156H70V155H69ZM76 156H77V155H76ZM106 156H107V155H106ZM106 156H105V158H107ZM126 156H127V155H126ZM130 156H131V155H130ZM130 156H129V157H130ZM241 156H240V157H241ZM256 156H257V155H256ZM256 156H255V157H256ZM37 157H38V156H37ZM40 157H41V156H40ZM137 157H138V156H137ZM180 157H181V156H180ZM182 157H183V156H182ZM200 157H201V155H200ZM212 157H214V156H212ZM116 158H117V157H116ZM173 158H174V157H173ZM183 158H184V157H183ZM183 158H182V159H183ZM205 158H206V157H205ZM217 158H219V156H218ZM217 158L214 159V160H215L214 162H216ZM249 158H250V157H249ZM251 158H252V157H251ZM253 158H254V157H253ZM253 158H252V160H253ZM259 158H260V157H259ZM40 159H41V158H40ZM114 159H115V157H114ZM118 159H119V158H118ZM118 159H117V160H118ZM125 159H126V158H125ZM177 159H178V157H177ZM200 159H201V158H200ZM202 159H203V158H202ZM240 159H241V158H240ZM257 159H258V158H257ZM74 160H75V159H73V161H74ZM101 160H102V158H101ZM107 160H108V158H107ZM183 160H184V159H183ZM183 160H182V161H183ZM207 160H209V159H207ZM248 160H250V159H248ZM76 161H77V160H76ZM131 161H132V160H131ZM133 161H134V160H133ZM180 161H181V160H180ZM204 161H206V160H204ZM219 161H220V158H219ZM246 161H247V160H246ZM257 161H259V160H257ZM100 162H101V161H100ZM127 162H128V160H127ZM185 162H186V161H185ZM199 162H200V161H199ZM253 162H255V161L253 160ZM253 162H252V163H253ZM39 163H40V162H39ZM45 163H46V162H45ZM45 163H42L43 166H44ZM107 163H108V162H107ZM128 163H129V162H128ZM187 163H188V162H187ZM209 163H210V162H208V165H209ZM211 163H212V162H211ZM72 164H73V163H72ZM104 164H106V163H104ZM115 164H116V163H115ZM123 164H124V163H123ZM129 164H131V162H130ZM134 164H135V163H134ZM182 164H183V162H182ZM216 164H217V163H216ZM216 164H215V165H216ZM221 164H222V163H221ZM221 164H218V165H221ZM243 164H244V163H243ZM248 164H249V163H248ZM256 164H258V163H256ZM73 165H74V164H73ZM78 165H79V163H78ZM78 165H76V166L78 167ZM118 165H121V164H118ZM118 165H117V166H118ZM131 165H132L133 167H132V166H129V167H130V168H131V167L134 168V165H133V164H131ZM190 165H191V164H190ZM203 165H204V164H203ZM206 165H207V164H206ZM206 165H205V166H206ZM212 165H213V164H212ZM224 165H225V163L223 164V166H224ZM258 165H259V164H258ZM43 166H42V167H43ZM71 166H72V165H71ZM178 166H179V165H178ZM180 166H181V165H180ZM200 166H201V165H200ZM209 166H210V165H209ZM213 166H214V165H213ZM248 166H249V165H248ZM251 166H252V164H251ZM38 167H39V166H38ZM48 167H49V166H48ZM72 167H73V166H72ZM101 167H103V165H102ZM106 167H110V166H106ZM125 167H126V166H125ZM125 167H123V169H124ZM183 167H184V166H183ZM185 167H186V166H185ZM192 167H193V166H192ZM202 167H203V166H202ZM211 167H212V166H211ZM211 167H209V168H211ZM214 167H215V166H214ZM254 167H255V166H253V169H254ZM51 168H52V167H51ZM81 168H82V167H81ZM112 168H113V166H112ZM112 168H110V169H112ZM119 168H120V167H119ZM132 168H131V169H132ZM199 168H201V167H199ZM216 168H217V167H216ZM223 168H224V167H223ZM245 168L247 169V166H245ZM42 169H45V168L43 167ZM76 169H77V168H76ZM78 169H80V166H79ZM104 169H105V168H103L102 170H104ZM116 169H117V168H116ZM127 169H128V168H127ZM131 169H130V170H131ZM181 169H182V168H181ZM195 169H196V168L194 167V170L192 169V171L195 172ZM207 169H208V168H207ZM226 169H227V168H226ZM226 169H225L224 171H226ZM242 169H243V168H242ZM53 170H54V169H53ZM71 170H72V168H71ZM73 170H74V168H73ZM112 170L115 171L114 169H112ZM112 170H111V171H112ZM121 170H122V169H121ZM128 170H129V169H128ZM134 170H135V169H134ZM134 170H132V171L135 172V173H137L136 170H135V171H134ZM184 170H185V169H184ZM198 170H199V169H198ZM211 170H212V169H211ZM217 170H218V169H217ZM217 170H216V172H217ZM244 170H245V169H244ZM244 170H242V171H244ZM248 170H249V169H248ZM99 171H100V170H99ZM111 171L109 170V172H111ZM113 171H112V172H113ZM116 171H118V170H116ZM178 171H179V170H178ZM186 171H187V170H186ZM196 171H197V170H196ZM214 171H215V169H214ZM261 171H262V170H261ZM72 172H74V171H72ZM82 172H83V170H82ZM122 172H124V171L122 170V171H121V174H122ZM133 172H131V173L133 174ZM210 172H213V171H210ZM255 172H257V169H256V171L254 170L253 173H255ZM101 173H102V172H101ZM104 173H105V172H104ZM116 173H117V172H116ZM116 173H115V174H116ZM179 173H180V172H179ZM179 173H177V174H178V175H181V174H179ZM181 173H183V175H184V174H187L186 172L184 173L183 171H182ZM188 173H189V176H191V172L188 171ZM197 173H199V171H198ZM200 173H201V172H200ZM204 173H205V172H204ZM224 173H225V172H224ZM70 174H71V173H70ZM70 174H69V176H70ZM99 174H100V173H99ZM110 174H111V173H110ZM115 174H114V176H115ZM123 174H124V173H123ZM123 174H122V175H123ZM177 174H176V175H177ZM192 174L194 175V174H196V172H195V173H192ZM205 174H206V173H205ZM208 174H209V173H208ZM216 174H217V173H216ZM218 174H219V173H218ZM242 174H244V173H242ZM250 174H251V173H250ZM257 174H258V172H257ZM260 174H262V173H260ZM72 175H73V174H72ZM72 175H71V176H72ZM111 175H112V174H111ZM129 175H130V172H129ZM135 175H136V174H135ZM137 175H138V174H137ZM137 175H136V176H137ZM176 175H175V178H176ZM178 175H177V176H178ZM198 175H200V174H198ZM203 175H204V174H203ZM219 175H220V174H219ZM221 175L224 176L225 174L222 173ZM252 175H255V174H252ZM75 176H77V175H75ZM81 176H83V175L81 174ZM118 176H119V175H118ZM120 176H121V175H120ZM127 176H128V175H127ZM132 176H133V175H132ZM187 176H188V175H187ZM214 176H215V175H214ZM223 176H222V177H223ZM225 176H226V175H225ZM242 176H243V175H242ZM244 176H245V174H244ZM255 176H256V175H255ZM98 177H99V175H98ZM129 177H130V176H129ZM181 177H183V176L181 175ZM185 177H186V176H185ZM197 177H198V176H196V178H197ZM204 177H205V176H204ZM216 177H217V175H216ZM227 177H228V176H227ZM227 177H226V178H227ZM257 177H258V176H257ZM261 177H262V176H260V178H261ZM107 178H108V177H107ZM132 178H133V177H132ZM134 178H135V177H134ZM187 178H188V177H187ZM189 178H191V177H189ZM194 178H195V177H194ZM249 178H250V177H249ZM253 178H255V177H253ZM253 178H252V179H253ZM72 179H73V178H72ZM72 179H71V180H72ZM80 179H81V178H80ZM83 179H85V178H83ZM99 179H102V177H100ZM99 179H98V180H99ZM105 179H106V178H105ZM112 179H113V182H114L115 179H114V178H112ZM116 179H117V176H116ZM118 179H120V178H118ZM181 179H182V178H181ZM181 179H179V180H181ZM198 179H201V178L199 177ZM223 179H224V178H223ZM256 179H257V178H256ZM58 180H59V179H58ZM75 180H78V178L76 177ZM121 180H122V179H121ZM184 180H185V179H184ZM186 180H187V179H186ZM190 180H191V179H190ZM190 180H189V181H190ZM192 180H193V179H192ZM204 180H205V179H204ZM213 180H214V179H213ZM221 180H222V179H221ZM221 180H220V181H221ZM225 180H227V179H225ZM249 180H250V179H249ZM258 180H259V179H258ZM61 181H62V180H60V182H61ZM64 181L66 182L65 179H64ZM64 181H63V182H64ZM73 181H74V180H73ZM73 181H72V182H73ZM84 181H86V180H84ZM177 181H178V180H177ZM189 181H188V182H189ZM206 181H207V180H205V181H203V182H205V187L207 188V186H206V184H207ZM211 181H212V180H211ZM214 181H215V180H214ZM217 181H218V180H217ZM220 181H219V183L222 182V181H221V182H220ZM260 181H261V180H260ZM260 181H259V182H260ZM63 182H61V183H63ZM68 182H69V180H68ZM68 182H67V183H68ZM75 182H76V181H75ZM92 182H93V180H92ZM115 182H116V180H115ZM175 182H176V179H175ZM181 182H182V181H181ZM199 182H200V181H199ZM208 182L212 184V182H210V181H208ZM225 182H226V181H225ZM225 182H224V183H225ZM227 182H228V181H227ZM227 182H226V183H227ZM229 182H230V181H229ZM81 183H82V179H81ZM96 183H98V182H96ZM117 183H118V181H117ZM121 183H122V182H121ZM121 183H120V184H121ZM138 183H139V182H138ZM173 183H174V182H173ZM253 183H254V181H253ZM260 183H261V182H260ZM260 183H258V184H260ZM63 184H64V183H63ZM79 184H80V183H77V185H79ZM84 184H85V183H84ZM120 184H119V186H118L119 188H121V185H120ZM174 184H177V183H174ZM174 184H173V186H174ZM184 184L186 185L185 182H184ZM184 184H182V185H184ZM211 184H210V185H211ZM214 184H215V182H214ZM227 184H229V183H227ZM261 184H262V183H261ZM261 184H260V185H261ZM24 185H26V184H24ZM24 185H23V186H24ZM99 185H100V184H99ZM171 185H172V184H171ZM180 185H181V184H180ZM185 185H184V187H186ZM203 185H204V184H203ZM203 185H202V186H203ZM217 185H218V184H217ZM231 185H232V184H231ZM231 185H230V187H231ZM253 185H255V184H253ZM65 186H67V185H65ZM84 186H85V185H84ZM84 186H82V187H84ZM90 186H91V185H90ZM96 186H97V185H96ZM112 186H114V185L112 184ZM142 186H145V185L143 184ZM142 186H140V187H142ZM151 186H152V185H151ZM169 186H170V185H169ZM173 186H172V187H173ZM175 186H176V185H175ZM178 186H179V185H178ZM208 186H209V185H208ZM219 186H220V185H219ZM227 186H228V185H227ZM25 187H26V186H25ZM25 187H20V188H21V189H22V188L24 189ZM88 187H89V186H86V188L84 187V189H87ZM109 187H110V186H109ZM170 187H171V186H170ZM170 187H169V188H170ZM211 187H212V185H211ZM230 187H229V188H230ZM35 188H38V187H35ZM66 188H67V187H66ZM96 188H97V187H96ZM100 188H102V187L100 186ZM111 188H112V187H111ZM111 188H110V189H111ZM136 188H138V187H136ZM144 188H145V187H144ZM173 188H174V187H173ZM201 188H202V187H201ZM216 188H217V187H216ZM221 188H223V187L221 186ZM224 188H226V187H224ZM231 188H232V187H231ZM233 188H234V187H233ZM255 188H256V187H255ZM257 188L260 189L261 187H260V188L257 187ZM21 189H20V190H21ZM23 189H22V190H23ZM79 189L81 190V188H79ZM89 189H90V188H89ZM92 189H93V186H92ZM94 189H95V183H94ZM107 189H108V187H107ZM110 189L108 190L109 194L111 193V192H110ZM114 189H115V187H114ZM175 189H176V187H175ZM180 189H181V187H180ZM183 189H184V188H183ZM183 189H182V190H183ZM208 189H209V188H208ZM212 189H213V188H212ZM249 189H250V188H249ZM262 189H263V188H262ZM18 190H19V189H18ZM20 190H19V192H20ZM97 190H98V188H97ZM97 190H96V191H97ZM102 190H103V189H102ZM104 190H105V189H104ZM115 190H116V189H115ZM140 190H141V189H140ZM156 190H158V189H156ZM156 190H155V191H156ZM171 190H172V189H171ZM171 190H170V193L172 192ZM173 190H174V189H173ZM202 190H203V188H202ZM202 190H201V191H202ZM204 190H205V189H204ZM209 190H210V189H209ZM214 190H215V188H214ZM251 190H252V189H251ZM256 190H257V189H256ZM260 190H261V189H260ZM85 191H86V190H85ZM99 191H100V190H99ZM145 191H146V190H145ZM162 191H163V189H162ZM177 191H180V190H177ZM199 191H200V189H199ZM207 191H208V190H207ZM211 191H212V190H211ZM230 191H231V190H230ZM249 191H250V190H249ZM19 192H18V193H19ZM108 192H107V193H108ZM112 192H114V191H112ZM120 192H121V190H120ZM135 192H136V191H135ZM137 192H139V191H137ZM137 192H136V193H137ZM158 192H159V190H158ZM166 192H167V191H166ZM183 192H184V191H183ZM213 192H214V191H213ZM216 192H217V191H216ZM218 192H219V194L221 193L220 191H218ZM236 192H237V191H236ZM253 192H254V194H256V191H253ZM260 192H261V191H260ZM62 193H63V192H62ZM99 193H100V192H98V194H99ZM153 193H155V192H153ZM159 193H160V192H159ZM162 193H163V192H162ZM172 193H173V192H172ZM180 193H181V192H180ZM180 193H178V194H180ZM198 193H199V192H198ZM207 193H208V192H207ZM95 194H97V192H96ZM105 194H106V193H105ZM113 194H114V193H113ZM140 194H141V193H140ZM173 194H174V193H173ZM173 194H171V195H173ZM178 194H177V195H178ZM217 194H218V193H217ZM224 194H225V193H224ZM226 194H227V193H226ZM235 194H236V193H235ZM103 195H104V193H103ZM117 195H118V194H117ZM117 195H116V196H117ZM120 195H122V194H120ZM175 195H176V194H175ZM175 195H174V196H175ZM183 195H184V193L182 194V196H183ZM198 195H200V194H198ZM208 195H209V194H208ZM208 195H207V196H208ZM212 195H213V194H212ZM232 195H234V193H233ZM259 195H260V194H259ZM259 195H258V196H259ZM261 195H263V193H262ZM97 196H98V195H97ZM110 196H111V195H110ZM110 196H109V197H110ZM116 196H115V197H116ZM160 196H162V194H161ZM203 196H204V195H203ZM203 196H202V197H203ZM214 196H216V195H214ZM217 196H218V195H217ZM252 196H253V195H252ZM256 196H257V195H256ZM263 196H264V195H263ZM106 197H108V196H106ZM115 197H114V198H115ZM118 197H119V196H118ZM172 197H173V196H172ZM178 197H179V196H177V199H179ZM233 197H235V196H233ZM112 198H113V197H112ZM114 198H113V199H114ZM158 198H159V197H158ZM174 198H176V197H174ZM174 198H173V199H174ZM180 198H183V197L180 196ZM205 198H206V197H205ZM209 198H210V197H209ZM215 198H216V197H215ZM215 198H214V199H215ZM217 198H218V197H217ZM237 198H238V197H237ZM262 198H263V197H261L260 199H262ZM15 199H17V198L15 197ZM169 199H171V198L169 197ZM177 199H176V200H177ZM184 199H185V198H184ZM184 199H182V200H184ZM206 199L208 200V197H207ZM109 200H110V199H109ZM111 200H112V199H111ZM211 200H212V199H211ZM137 201H142V197H141V200L138 199ZM171 201L173 202V200H171ZM204 201H205V200H204ZM216 201H217V200H216ZM218 201H219V199H218ZM250 201H251V200H250ZM263 201H264V200H263ZM16 202H17V201H16ZM164 202H165V201H164ZM179 202H180V200H179ZM183 202H184V201H183ZM221 202H222V201H221ZM244 202H245V201H244ZM69 203H70V202H69ZM110 203H112V202H110ZM137 203H138V202H137ZM204 203L206 204L207 201H205ZM212 203H213V202H212ZM212 203H211V204H212ZM239 203H240V202H239ZM252 203H254V202H252ZM256 203H257V202H256ZM258 203H261V202H258ZM262 203L264 204V202H262ZM160 204H162V203H160ZM166 204H167V202H166ZM171 204H174V206H176L177 203L175 202V203H171ZM171 204H170V205H171ZM200 204H201V203H200ZM237 204H238V203H237ZM241 204H243V203L241 202ZM68 205H69V204H68ZM136 205H137V204H136ZM163 205H165V204L163 203ZM163 205H162V206H163ZM209 205H210V203H209ZM209 205H208V206H209ZM250 205H251V204H250ZM257 205H258V204H257ZM260 205H261V204H260ZM162 206H161V207H162ZM172 206H173V205H172ZM174 206H173V207H174ZM199 206H201V205H199ZM202 206H203V205H202ZM202 206H201V208H202ZM210 206H211V205H210ZM216 206H217V205H216ZM62 207H63V206H62ZM67 207H68V206H67ZM69 207H70V206H69ZM71 207H72V206H71ZM214 207H215V205H214ZM220 207H221V206H220ZM220 207H219V208H220ZM249 207H250V206H249ZM252 207H253V206H252ZM260 207H261V206H260ZM263 207H264V206H263ZM65 208H66V207H65ZM135 208H136V207H135ZM138 208H139V207H138ZM196 208L198 209V208H200V207H196ZM205 208H206V207H205ZM208 208H209V207H208ZM208 208H207V209H208ZM211 208H212V206H211ZM221 208H225V206H224V207H221ZM240 208H241V207H240ZM243 208H244V207H243ZM250 208H251V207H250ZM62 209L64 210V208H62ZM203 209H204V208H203ZM207 209H206V210H207ZM213 209H214V208H213ZM235 209H236V208H235ZM252 209H253V208H252ZM255 209H256V208H255ZM258 209H259V207H258ZM65 210H66V209H65ZM68 210H69V209H68ZM71 210H72V209H71ZM118 210H119V209H118ZM198 210L201 211L202 209H198ZM206 210H205V211H206ZM208 210H209V209H208ZM220 210H221V209H220ZM241 210H242V209H241ZM244 210H246V208H244ZM247 210H248V208H247ZM262 210H263V209H262ZM214 211H215V210H214ZM221 211H222V210H221ZM224 211H225V209H224ZM65 212H66V211H65ZM71 212H73V211H71ZM71 212H70V210H69V213H70V214H71ZM203 212H204V211H203ZM236 212H237V211H236ZM244 212H245V211H244ZM246 212H247V211H246ZM248 212H249V211H248ZM253 212H254V211H253ZM259 212H260V211H259ZM262 212H263V211H262ZM262 212H261V213H262ZM207 213H208V212H207ZM210 213H211V211H210ZM213 213H214V212H213ZM215 213H216V211H215ZM224 213H225V212H223V214H224ZM239 213H240V212H239ZM239 213H238V214H239ZM257 213H258V210H257ZM73 214H74V212H73ZM112 214H113V213H112ZM177 214H178V213H177ZM205 214H206V212H205ZM218 214H221V213L218 212ZM234 214H235V212H234ZM238 214H237V215H238ZM250 214H251V213H250ZM259 214H260V213H258V215H259ZM117 215H118V214H117ZM117 215H116V216H117ZM172 215H173V212H172ZM179 215H181V214H179ZM215 215H217V213H216ZM242 215H244V217H245L246 213H245V214H242ZM255 215H256V214H254V216H255ZM261 215H264V213L261 214ZM32 216H33V215H32ZM32 216H30V217H32ZM114 216H115V215H114ZM116 216H115V217H116ZM182 216H183V215H182ZM182 216H181V219H182V222H183V219H184V218H182ZM204 216H205V215H204ZM207 216L210 217L209 214H207ZM207 216H205L206 219L208 218ZM212 216H213V214H212ZM212 216H211V218H212ZM218 216H219V215H217V218H218ZM235 216H236V215H235ZM238 216H240V215H238ZM238 216H237V217H238ZM248 216H249V215H248ZM256 216H257V215H256ZM256 216H255V217H256ZM259 216H260V215H259ZM259 216H258V217H259ZM28 217H29V216H28ZM28 217H27V218H28ZM184 217H185V216H184ZM214 217H215V216H213V218H214ZM33 218H34V216L32 217V220H33ZM178 218H179V217H178ZM233 218H234V217H233ZM240 218H241V216H240ZM246 218H247V217H246ZM261 218H262V217H261ZM29 219H30V218H29ZM34 219H35V218H34ZM185 219H186V218H185ZM238 219H239V218H238ZM248 219L251 220L252 218L250 219V218L248 217ZM258 219H259V218H258ZM262 219H263L262 221H264V217H263ZM170 220H171V219H170ZM174 220H175V218H174ZM178 220H179V219H178ZM203 220H204V219H203ZM234 220L237 221V218H236V219L234 218ZM234 220H233V221H234ZM242 220H243V219H241V221H242ZM35 221H36V220H35ZM35 221H34L33 223H36ZM175 221H177V219H176ZM184 221H185V220H184ZM186 221H187V220H186ZM186 221H185V222H186ZM192 221H193V220H192ZM207 221H208V220H207ZM212 221H214V220H212ZM239 221H240V220H239ZM239 221H238V222H239ZM244 221H245V220H244ZM256 221H257V220H256ZM259 221H260V224H261L262 221H261V220H259ZM205 222H206V221H205ZM217 222H218V221H217ZM217 222H216V224H217ZM183 223H184V222H183ZM188 223H189V222H188ZM188 223H187V225H188ZM234 223H237V222H234ZM243 223H244V222H243ZM262 223H264V222H262ZM39 224H40V223H39ZM177 224H178V223H177ZM179 224H181V223H179ZM210 224H211V222H210ZM216 224L214 223V224H213L214 226H212V227H217L218 224H217V225H216ZM237 224H238V223H237ZM249 224H250V223H249ZM253 224H254V223H253ZM35 225H36V224H35ZM191 225H192V224L189 223V226H191ZM208 225H209V223H208ZM239 225H241V224H239ZM242 225H243V224H242ZM247 225H248V224H247ZM262 225H264V224H262ZM32 226H33V225L31 224V228H34V227H32ZM193 226H194V225H193ZM219 226H220V225H219ZM249 226H250V225H249ZM29 227H30V226H29ZM183 227H184V225H183ZM185 227H186V225H185ZM254 227L256 228V226H254ZM31 228H29V231L31 230ZM37 228H39V227H37ZM37 228H35V229H37ZM40 228H41V227H40ZM187 228L190 229L189 227H187ZM192 228H193V227H192ZM192 228H191L190 230H192ZM217 228H218V227H217ZM217 228H216V229H217ZM247 228H248V227H247ZM257 228H258V227H257ZM257 228H256V229H257ZM262 228H263V227H262ZM183 229H184V228H183ZM213 229H214V228H213ZM245 229H246V226L244 227L243 230H245ZM251 229H252V228H251ZM251 229H250V230H251ZM260 229H261V228H260ZM73 230H74V229H73ZM73 230H72V231H73ZM217 230H218V229H217ZM243 230H242V232H243ZM253 230H254V229H253ZM25 231H26V230H25ZM32 231H33V229H32ZM208 231H209V230H208ZM239 231H240V230H239ZM247 231H248V229H247ZM256 231H257V230H256ZM256 231H255V232H256ZM30 232H31V231H30ZM35 232H36V231H35ZM39 232H40V231H39ZM185 232H186V229H185ZM189 232H190V231H189ZM192 232H194V229L192 230ZM27 233H29V232L27 231ZM32 233H33V232H32ZM67 233H68V232H67ZM67 233H66V234H67ZM69 233H71V232H69ZM165 233H166V232H165ZM197 233H198V232H197ZM249 233H250V232H249ZM29 234H31V233H29ZM40 234H41V232H40ZM40 234H39V235H40ZM188 234H189V233H188ZM195 234H196V233H195ZM195 234H194V235H195ZM243 234H244V232L242 233V235H243ZM245 234H246V232H245ZM254 234H255V233H254ZM254 234H252V235L254 236ZM256 234H257V233H256ZM24 235H25V234H24ZM33 235L36 237V234H35V233H34ZM60 235H62V234H60ZM72 235H73V232H72ZM165 235H167V234H165ZM246 235H247V234H246ZM250 235H251V234H250ZM257 235H258V234H257ZM27 236H29V235L27 234ZM31 236H32V235H31ZM189 236H190V235H189ZM192 236H193V235H192ZM200 236H201V235H200ZM204 236H205V235H204ZM243 236H244V235H243ZM255 236H256V235H255ZM60 237H61V236H60ZM65 237H66V236H65ZM69 237H70V239H71V236H69ZM162 237H164V236L162 235ZM205 237H206V236H205ZM215 237H216V236H215ZM215 237H214V240H215ZM246 237H248V236H246ZM250 237H251V236H250ZM28 238H30V237H28ZM61 238H62V237H61ZM73 238H74V236H73ZM165 238H166V237H165ZM197 238H198V237H197ZM199 238H201V237H199ZM207 238L209 239V236H208ZM211 238H212V237H210V239H211ZM252 238L254 239V237H252ZM252 238H251V239H252ZM256 238H257V237H256ZM258 238H259V237H258ZM31 239H32V238H31ZM37 239H38V238H37ZM59 239H60V238H59ZM201 239H202V238H201ZM205 239H206V238H205ZM253 239H252V241H253ZM263 239H264V238H263ZM263 239H262V240H263ZM63 240H64V239H63ZM67 240H69V238H68ZM196 240H198V239H196ZM203 240H204V239H203ZM65 241H66V240H65ZM69 241H70V240H69ZM75 241H76V240H74L73 243H74ZM200 241H201V240H200ZM254 241H255V240H254ZM33 242H34V238H33ZM197 242H198V241H197ZM239 242H240V241H239ZM250 242H251V241H250ZM255 242H256V241H255ZM255 242H254L253 244H255ZM263 242H264V241H263ZM29 243H30V241H29ZM199 243L201 244V242H199ZM30 244H31V246H32V242H31ZM37 244H39V243H37ZM69 244H72V243H69ZM175 244H176V243H175ZM193 244H194V243H193ZM193 244L191 245L192 247H193ZM200 244H198L199 248H201V247H200ZM180 245H181V244H180ZM186 245H187V244H186ZM256 245H257V243H256ZM259 245H260V244H258V246H259ZM29 246H30V245L28 244V247H29ZM40 246H41V245H40ZM158 246H159V245H158ZM196 246H197V245H196ZM258 246H256V248H257ZM262 246H263V245H262ZM33 247H34V246H33ZM38 247H39V246H38ZM178 247H179V246H178ZM181 247H182V246H181ZM184 247H187V246L184 245ZM189 247H190V246H188V248H189ZM34 248H35V247H34ZM179 248H180V247H179ZM182 248H183V247H182ZM182 248H181V249H182ZM199 248H198V249H199ZM253 248H254V247H253ZM42 249H44V248L42 247ZM174 249H175V248H173L172 251H173ZM186 249H187V248H186ZM186 249L184 248L185 251H186ZM190 249H191V247H190ZM196 249H197V248H196ZM229 249H230V248H229ZM35 250H37V249L35 248ZM39 250H40V248H38V251H39ZM175 250H176V249H175ZM175 250H174V251H175ZM182 250H183V249H182ZM184 250H183V251H184ZM31 251H33V250L31 249ZM162 251H164V250L162 249ZM180 251H181V250H180ZM187 251H188V249H187ZM193 251H194V248H193ZM196 251H199V250H196ZM203 251H204V249H203ZM1 252H2V251H1ZM1 252H0V254H1ZM5 252H6V251H5ZM169 252L171 253V251H169ZM175 252H176V251H175ZM191 252H192V250H191ZM191 252H190V253H191ZM194 252H195V251H194ZM199 252H200V251H199ZM8 253H9V252H7V257H8ZM33 253H34V252H33ZM33 253H32V254H33ZM37 253H39V252H37ZM43 253H44V251H43ZM45 253H46V251H45ZM45 253H44V254H45ZM160 253H161V252H160ZM163 253H164V252H163ZM176 253H177V252H176ZM187 253H188V252H186V254H187ZM192 253H193V252H192ZM3 254H4V253H3ZM5 254H6V253H5ZM30 254H31V253H30ZM90 254H92V253H89V255H90ZM158 254H159V253H158ZM165 254H166V253H165ZM165 254L163 255L164 257H166ZM168 254H169V253H168ZM180 254H181V253H180ZM203 254H205V253H203ZM203 254H202V255H203ZM228 254H229V253H228ZM228 254H227V255H228ZM10 255H11V254H10ZM12 255H13V254H12ZM12 255H11V256H12ZM33 255H35V256L37 255V257H39L38 254H35V253H34ZM39 255L41 256V251H40ZM42 255H43V254H42ZM131 255H132V254H131ZM159 255H160V254H159ZM159 255H158V257H159ZM181 255H182V254H181ZM188 255H189V254H188ZM192 255H194V254H192ZM229 255H230V254H229ZM0 256H1V255H0ZM11 256H10V257H11ZM31 256H32V255H31ZM84 256H85V255H84ZM184 256H185V255H183V257H184ZM186 256H187V255H186ZM195 256L198 257L197 254H196ZM205 256H206V254H205ZM205 256H204V257H205ZM207 256H208V255H207ZM207 256H206V258H207ZM224 256H225V255H224ZM4 257H5V256H4ZM4 257H3V258H4ZM10 257H9V259H10ZM44 257H45V256H44ZM77 257H78V256H76V258H77ZM88 257H89V256H88ZM183 257H182V258H183ZM188 257H189V256H187V258H188ZM209 257H211V256H209ZM228 257H229V256H228ZM0 258H2V257H0ZM13 258H14V256H13ZM41 258H42V257H41ZM41 258H40V261L44 259V258H43V259H41ZM70 258H71V257H70ZM79 258H80V257H79ZM79 258H78V259H79ZM83 258H84V257H83ZM86 258H87V257H86ZM128 258H129V257H128ZM131 258H134V257H131ZM131 258H130V259H131ZM182 258H181V259H182ZM199 258H200V257H199ZM11 259H12V258H11ZM32 259H34V258H32ZM36 259H37V258H36ZM71 259H72V258H71ZM71 259H70V260H71ZM80 259H81V258H80ZM90 259H91V257H90ZM93 259H94V257H93ZM130 259H129V260H130ZM163 259H164V258H163ZM190 259H191V258H190ZM200 259H201V258H200ZM200 259H199V260H200ZM207 259H208V258H207ZM207 259H206V260H207ZM209 259H210V258H209ZM3 260H4V259H3ZM5 260H7V259H5ZM12 260H13V259H12ZM45 260H46V259H45ZM45 260H43L42 262H44ZM74 260H76V259H74ZM165 260H166V259H165ZM183 260H184V259H183ZM188 260H189V259H188ZM197 260H198V259H197ZM199 260H198V261H199ZM210 260H211V259H210ZM210 260H207V262L209 261V263H210ZM226 260L229 261L230 258H229V260L226 258ZM9 261H10V260H8L7 262H9ZM78 261H79V260H78ZM163 261H164V260H163ZM170 261H171V260H170ZM178 261H179V260H178ZM202 261H203V260H202ZM211 261H212V260H211ZM213 261H214V259H213ZM231 261H232V260H230V263H231ZM3 262H4V261H3ZM10 262H11V261H10ZM34 262H36V260H34ZM64 262H65V261H64ZM87 262H90V261L87 260ZM91 262H92V261H91ZM91 262H90V263H91ZM164 262H165V261H164ZM164 262H162V263L164 264ZM182 262H183V261H182ZM190 262H191V261H190ZM190 262L188 261V264H189ZM193 262H194V260H193ZM195 262H197L196 259H195ZM200 262H201V261H200ZM204 262H205V259H204ZM263 262H264V259H263ZM12 263H13V262H12ZM46 263H48V262H46ZM66 263H69V262L67 261ZM66 263H64V264H66ZM70 263H72V260H71ZM78 263H79V262H78ZM130 263H131V262H130ZM160 263H161V262H160ZM180 263H181V262H180ZM185 263H186V261H185ZM185 263H182V264H185ZM198 263H199V262H198ZM209 263H208V264H209ZM0 264H1V263H0ZM3 264H5V263H3ZM7 264H9V263H7ZM15 264H16V263H15ZM40 264H43V263L40 262ZM74 264H75V263H74ZM91 264H92V263H91ZM167 264H168V263H167ZM170 264H171V263H170ZM176 264H177V263H176ZM178 264H179V263H178ZM192 264H193V263H192ZM196 264H197V263H196ZM211 264H212V263H211ZM261 264H262V263H261ZM263 264H264V263H263Z\"/></svg>",
  "mask_w": 264,
  "mask_h": 264
},
{
  "label": "water",
  "instance_id": "95a60500",
  "mask_svg": "<svg viewBox=\"0 0 264 264\" xmlns=\"http://www.w3.org/2000/svg\"><path fill=\"white\" fill-rule=\"evenodd\" d=\"M76 2L79 1V0H75Z\"/></svg>",
  "mask_w": 264,
  "mask_h": 264
}]
</instances>
